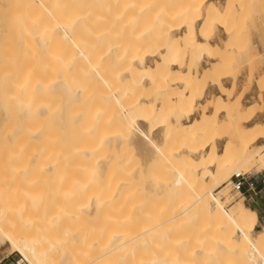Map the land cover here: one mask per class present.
Returning <instances> with one entry per match:
<instances>
[{"label":"bare ground","instance_id":"obj_1","mask_svg":"<svg viewBox=\"0 0 264 264\" xmlns=\"http://www.w3.org/2000/svg\"><path fill=\"white\" fill-rule=\"evenodd\" d=\"M23 1H20L23 2L22 8L28 3L26 7L33 14H46L59 25L48 36L34 33L33 39L40 41L43 48L50 45L47 39H55L60 45V52L55 53L56 58L53 57L58 61L55 68V65L49 66L46 62V58H50L48 53L51 47L48 53L43 52L42 48L46 60H37V69L32 71V66H27L29 61L32 63L36 58L29 50L31 46L28 47L31 34L28 32L29 37L27 33L22 36L26 31L19 34L25 36V41L28 39L27 43L23 42L28 45L24 46L20 43L23 38L15 33L17 29L13 27L14 33L19 36L16 38L24 46L21 48L28 47L31 53L26 54L27 57L30 55L29 60L25 56L27 49H23V57L27 58L24 59L25 64L31 67V71L23 63L20 70L17 64L19 71H12L17 72L13 75L19 78L18 83L15 82L18 92L29 95L22 96L17 92V96L22 97L18 98L19 101L23 98L27 100L23 105L27 109L19 116V121L17 119L16 124L19 125L12 128L5 138L0 133L1 151L5 146L12 148L8 160L3 161L7 168L5 170L11 181L19 180L15 187L11 185L15 189L13 193L3 194L4 188L0 190V221L5 224V227H0L1 243L9 244L13 251L31 264H236L235 260L238 259L241 264H264V222L260 223L257 212L246 205L243 197L230 209H226L223 201L231 190L229 186H232L230 180L233 176L247 174L245 167L254 160L264 168V152H261L264 147H257L258 141L264 139V124L246 128L238 140L239 149H234L235 155L239 156H234L233 152L230 157L224 158L223 152L219 151L218 142L224 139L225 144L230 142V137L224 133V123L229 119L226 122L221 120V116L227 117L223 98L227 96L233 99L236 91V82L231 76H225L231 74V61H235L233 54H237L233 53L232 46L239 40V35L230 25L239 15L236 1L182 0V5L180 0L176 4L171 0L176 6L179 3L180 7L172 5L170 8L166 6L167 2L162 3L160 10L155 7L156 12L167 20L173 19L172 23L177 20L176 28L172 25L175 30L173 34L177 32V35L171 37L170 31L165 34L159 31L154 36L152 31L156 32L157 29L152 30V26L144 24L148 27L143 28L131 25L139 39L144 38L142 35L154 34L153 38L149 36L152 38L150 44L147 43L149 46L143 45L150 49H145L143 53L139 45L141 40L135 42L136 52L127 50L125 32L130 27L128 24L135 20L132 19L131 23L130 19L128 24L125 22L128 25L125 31L123 22L128 18L126 15L125 19L126 11L113 12L116 5L126 3V0H92L89 7H86L89 0ZM216 2L226 3V6L222 9L221 4ZM147 3L143 2L141 6L139 0L136 7L129 4L131 16L137 12L135 19L139 18L141 11L145 13L149 9ZM16 6L17 10L19 5ZM66 7H81L76 18L73 17L74 25L71 27L77 30L87 26V32L75 33V29L72 30L68 24L60 25L56 16L59 9L66 14ZM20 8L18 10L22 11ZM19 15L23 16L22 13ZM38 23L43 22L40 19ZM18 26L20 32L21 26ZM3 29L6 31L7 28ZM13 29L9 28L11 32ZM221 32L226 39L218 42L217 35H221ZM133 36L130 38H136ZM142 41L144 44L145 41ZM19 43L16 42V45ZM225 43L224 48L221 45ZM249 47L252 52L259 53L251 43ZM19 50L18 47L17 52ZM5 53L6 58H11L10 51ZM2 55L0 58H4ZM260 55L264 56L263 53ZM150 60L153 61L152 65L148 64ZM207 62L210 66L200 71V67ZM225 68H229V73L226 74ZM9 73L5 75L12 77ZM9 77L7 83L11 81ZM226 80L233 81L234 86L231 84L232 88H225L223 84ZM12 84L11 87L6 86L11 90L3 92L13 91ZM209 88L218 89L221 95L200 104ZM146 90L154 95H144ZM51 94L61 95L58 107L54 105L57 122H53V114L47 117L51 120V123L48 122L51 126H57L55 135L47 133L42 126H33V118H39L41 123V117L46 118L49 114L48 101L52 104L49 99H53ZM7 98L13 101L10 95ZM36 100L43 104H38ZM230 102L233 104L235 101L230 99ZM17 103L19 105L20 102ZM238 104L235 103V106ZM245 110L239 107L240 112ZM12 112L9 115H18L17 110ZM101 129L108 131L95 135ZM173 141H177V145L182 141L184 145L178 151L175 150L177 145L174 150L171 149L175 153L171 155L172 158H176H173L175 162L172 165L170 154H166L169 150L166 152L164 148ZM44 144L53 147L45 149ZM124 144L127 148L133 146L137 151L131 154L133 158L130 157V160L138 156L141 158L119 170L111 163L114 169L110 170L109 162L116 155L114 151H119L117 147ZM172 144L168 147H172ZM106 146L112 148L106 149L110 150L107 153L104 152ZM107 154L114 156L111 159ZM160 158L165 161L162 162ZM159 159L163 166L166 163L164 167L167 169L163 171L167 174L161 171L164 177L160 174V179H157L155 177L160 172L155 174V164ZM113 162L119 166V160ZM171 169L175 172L171 173ZM7 172L3 174L5 177ZM169 173L172 175L169 176ZM175 174L177 177H173ZM20 180L24 181L23 184ZM189 187L195 188L194 191ZM155 195H166L167 198L162 199L165 202L156 200L153 205L151 198H156ZM167 199H170L169 202ZM159 203L160 206L164 203L166 208L162 209L168 215L165 213L166 216H163L162 212L152 209L151 206L155 208ZM168 206H171L169 210ZM92 220L102 223L95 222L96 226Z\"/></svg>","mask_w":264,"mask_h":264},{"label":"rangeland","instance_id":"obj_2","mask_svg":"<svg viewBox=\"0 0 264 264\" xmlns=\"http://www.w3.org/2000/svg\"><path fill=\"white\" fill-rule=\"evenodd\" d=\"M1 1V3H0V56L2 55L4 58H0V133H1V135H2V137H3V134H4V138H5V135H7V134H9V131L12 129V128H15V126L17 125L16 124V121H17V119H18V121H19V116L24 112V111H26V107H24L23 105H26V101L27 100H25L24 98H23V102L20 100L19 101V97L20 98H22L21 96H17L18 94H20V95H22L23 93H21V92H18V88H17V85H15V82H17L18 83V75H16L17 77L15 78V76L13 75V74H17V72L16 73H13L14 71H19L20 70V68L21 67H23V66H21L22 65V63H23V65L25 66V67H27V66H29V64L32 66V71H35V69H37L36 68V63H38V62H40V61H43L44 59H45V55H44V53L43 52H47V50H48V48L49 47H51L49 50H51V51H49V59L48 58H46L47 59V65H49V66H54L55 65V68H56V64L58 63V61L56 60V59H54L53 60V57L54 58H56L57 56L55 55V53L56 52H60L58 49H59V47H60V45L59 44H57V40H55V39H52L51 41H50V39H47V41H49V47H42V45H41V42L40 41H36V40H34L33 39V36H34V33H44L45 34V36H48L49 35V32L50 31H52L53 29H56L57 27H59V25H57L56 24V22L53 20V18L51 17H48V16H46V14H41L40 13V15H37L35 12H34V14L35 15H37V16H35L34 14H33V11L32 10H30L29 9V7H26V5L28 6V1L27 2H25V6H24V8H22L23 7V4H21V3H23L24 1L23 0H8V2H7V0H0ZM19 1V2H18ZM20 1H23V2H20ZM85 1H87V0H85ZM85 1H84V3H85ZM94 1V0H93ZM93 1L92 0H89L88 2H86V7H89V6H91L92 5V3H93ZM134 1V2H133ZM137 2L139 1V0H136ZM135 0H126V3H125V1L121 4H119L118 6L116 5L115 7H114V10H113V12H114V14H116V13H119L120 12V10H122V9H124L126 12H125V21L123 22L124 23V25H126V27H125V31H126V29L128 28L127 26L128 25H130V27L132 28V26L134 25V26H137V25H140L141 27H148L147 25H149V27L150 26H152L153 28H152V30H154V29H157V31L155 32V31H152L153 33H155V35L154 34H150L149 33V35H142V36H144V38L142 37V38H137V35L136 34H134L135 33V29H133L134 30V32L132 31V29L129 27V29L125 32L126 33V37H125V40H126V42H127V50L128 51H132V52H136V49L135 48H137V43H135V42H138V41H140L141 40V44H139V45H141L140 47L142 48L140 51H141V53H143L144 51H145V49L147 50V49H150V47H147V45L149 46V44H150V38L151 37H149L150 35L152 36V38H153V35L154 36H156V34H158L157 32H159V31H161V32H164L163 34H165V32L167 33V31H170L169 33H170V36L171 37H174V36H176L177 35V32H176V34H173V33H175V30H174V27L176 28V26H177V24H178V22H177V20H174V22L172 23V21H173V19L170 21V20H167V19H165L164 17H160V15H159V13L158 12H156V11H158V10H160L161 9V7H162V3H164V2H167V4H166V6H168V8H170L172 5V7H174V5L177 3V1H179V0H173L174 1V3L170 0V3H172L171 5H170V3H169V0H140V4L142 3V5L141 6H143V2H148L147 4L149 5V9L145 12V13H143L142 11L140 12L142 15L141 16H139V18H136L135 19V16L136 17H138V15H134V14H137V12H134V13H132V16H131V13H130V11L132 10H130V7H128V6H130L129 4H131V6H133V5H135L134 7H136V5H137V2H136ZM176 1V2H175ZM181 1V3L180 4H184V3H182L183 1L182 0H180ZM186 1V0H185ZM184 1V2H185ZM189 0H187V2H188ZM236 1V2H235ZM243 1V0H242ZM250 1H252V2H250ZM91 2V3H90ZM131 2V3H130ZM156 2V3H155ZM234 2H235V4L237 5V7L240 9L239 10V12H238V14L239 15H236V20H232L231 21V27L235 30V34H237V35H239V40H236V42L234 43L235 45L234 46H232V50H233V53H237L236 55L235 54H233L234 55V59H235V61L234 60H232V57H231V59L230 60H232L231 61V67H232V72H231V74L229 73V68H227L228 70H226V68L224 69V71L226 72V74L227 73H229V74H227V75H225V76H231L232 78H233V80H234V82H236L237 83V81H238V79H239V76H240V74H241V72L243 71V69H245V68H248V72H250V74H249V77L248 78H242V79H247V82H248V85H251L252 83H254V82H256L255 80L257 79V85L259 86V89L261 90V91H263L264 90V72H263V66H264V63H263V61H264V56L262 55H260L259 53L257 54V52H252L251 50H250V47H249V45H250V43H251V45H252V42H251V37H250V34H251V30L253 29V28H257L256 27V20H257V15H261V17L259 18L258 17V19L260 20V27H261V29L263 30L264 29V26H263V24H264V4H262V3H264V0H246V2H242V3H238L239 1H237V0H234ZM248 2V3H247ZM6 3V5H4V6H7V3H8V8H10V6H11V8L10 9H7V7L6 8H4V6H3V4H5ZM19 3V4H18ZM83 3V4H84ZM186 3V2H185ZM216 3H218V4H221V8L222 9H224V7L226 6L225 4L226 3H224V5H223V3H219V2H216ZM2 4V5H1ZM127 4V5H126ZM180 4L178 3L177 4V6L176 7H180ZM240 4V5H239ZM16 5H19V7H21L23 10L22 11H19L18 9H19V7H18V11H19V13H17L16 11ZM21 5V6H20ZM85 5V4H84ZM88 5V6H87ZM154 5H156V6H154ZM179 5V6H178ZM181 5V6H182ZM249 5V6H248ZM2 7L4 8L3 10H2ZM13 7H15L14 9H13ZM26 7V8H25ZM120 7V8H119ZM158 9H156V8ZM248 7H249V9H248ZM20 8V9H21ZM76 8H77V10L78 9H80L81 7H66V9L64 10V11H66L67 13L66 14H63V13H65V12H63V10H61V9H59V12L57 13V16H56V18H57V21L60 23V25H67L68 27L70 26L71 27V25L73 24V20H74V18H76V13H78L79 11H81V9L80 10H76ZM133 8V7H132ZM135 9V8H134ZM15 10V11H14ZM75 10V11H74ZM83 10V9H82ZM261 10V11H260ZM9 11H10V13H9ZM24 12V13H23ZM205 12V11H204ZM12 13H14V14H12ZM22 13V15L23 16H21V15H19V14H21ZM258 13V14H257ZM18 16H17V15ZM69 14V15H68ZM156 14V15H155ZM257 14V15H256ZM13 15V16H12ZM14 15H16V16H14ZM44 15H45V17H44ZM71 15V16H70ZM76 15V16H75ZM126 15H127V17H126ZM130 15V16H129ZM157 15H159V17L157 16ZM205 15V14H204ZM61 16V17H60ZM63 16H65V17H63ZM70 16V17H69ZM144 16V17H143ZM146 16V17H145ZM251 16V17H250ZM32 17H34V18H32ZM44 17V18H43ZM66 18V20L65 19H63V18ZM67 17H69L68 19H67ZM74 17V18H73ZM140 17H142V18H140ZM159 19H158V18ZM250 17V18H249ZM60 18H62V21H61V19ZM163 18L164 19V22H163V19L161 20V19ZM29 19V20H28ZM36 19V20H35ZM38 19V20H37ZM40 19H41V22H43V23H38V22H40ZM46 21H45V20ZM73 19V20H72ZM131 19V20H130ZM132 19L133 20H135L133 23H132ZM157 19H158V21H157ZM45 22H44V21ZM129 20H130V22L132 23V24H128V23H130L129 22ZM146 20V21H145ZM154 20H155V22H154ZM143 21V22H142ZM162 21V22H161ZM170 21V22H169ZM30 22V23H29ZM128 24H126V23ZM154 22V23H153ZM168 22V23H167ZM90 23V22H89ZM136 23V24H135ZM175 23V24H174ZM18 24H20V26H21V31L19 32V30H20V27L18 26ZM33 24V25H32ZM144 24H147V25H144ZM156 24H159V25H156ZM162 24H164V25H162ZM167 24L168 25H170L171 24V26H167ZM9 25H10V27H9ZM14 25H16V26H14ZM29 25H31V26H29ZM41 25V26H40ZM74 25V24H73ZM73 25H72V27H73ZM89 25V24H88ZM132 25V26H131ZM155 25V26H154ZM167 27H166V26ZM172 25H174V27L172 26ZM176 25V26H175ZM23 26V27H22ZM33 26V27H32ZM133 26V27H134ZM159 27V29H158V27ZM164 26V27H163ZM10 29H13V27L15 28V29H17L16 31L17 32H15L14 30L15 29H13V32H11V30H9V28ZM17 27V28H16ZM19 27V28H18ZM27 28V30L25 29V28ZM31 27V28H30ZM55 27V28H54ZM71 27V28H72ZM165 28V29H163V28ZM3 28H7L10 32H6L7 31V29H6V31H4L5 29H3ZM85 28V29H84ZM143 28H142V31H144L143 30ZM161 28V29H160ZM168 28V29H167ZM172 29V30H169V29ZM238 28H241V30L239 31V29ZM23 29H25V30H23ZM74 29H75V33H80V34H83V32H85V30H86V32L88 31V28H87V26H83V28H80V29H78L77 28V30H78V32H77V30H76V27H74ZM73 28H72V30H74ZM131 29V30H130ZM167 29V30H166ZM2 30H3V32H2ZM30 30H31V32H30ZM174 30V31H173ZM246 30V31H245ZM23 31H26L25 33H22ZM173 31V32H172ZM17 33L18 35L20 34V33H22V36L23 35H25L26 33V36H28L29 34H31L30 36V38H29V40H30V42H31V45H30V42H29V45L28 44H23V42L25 43H27V41H28V39H27V41H25V39H24V37H21V35H19L20 36V38H23V40L21 39V41H20V43L22 42V44L24 45V46H27L28 45V47H30L31 46V48H29V50L32 52V54L34 53V55L33 56H36V58H34V60L32 61V63H30V61L28 62V65L26 66V62L24 61V59H25V57H23L24 56V52L25 51H27L26 53H25V56L27 57V55L26 54H31V53H29L30 51L28 50V47L27 48H25V49H27V50H25L24 48V52H23V49L21 48V46H23L22 44H20L19 43V39H17L16 37L18 36L17 34H15V33ZM19 32V33H18ZM28 32H29V34H28ZM131 32V33H130ZM133 32V33H132ZM151 32V31H150ZM151 32V33H152ZM11 33V34H10ZM13 33V34H12ZM33 33V34H32ZM160 33V32H159ZM130 34H132L131 36H133V35H135L136 36V38H132V39H135V40H137V41H134V40H132L130 37ZM173 34V35H172ZM179 34V33H178ZM18 36V37H19ZM148 36V37H147ZM29 37V36H28ZM134 37V36H133ZM32 38V39H31ZM151 38V39H152ZM142 39L145 41L144 42V44H143V41H142ZM17 40V41H16ZM45 41H46V39H45ZM44 40H43V42H45ZM56 41V42H55ZM148 41V42H147ZM228 41H229V39H228ZM16 42H18L19 44H17L16 45ZM152 42H156L155 40L153 41L152 40ZM231 42H232V40H231ZM135 43V44H134ZM140 43V42H139ZM147 43H149V44H147ZM228 43V42H227ZM134 44V45H133ZM145 44H147L146 46H144L143 47V45H145ZM153 44L154 43H152V49H153ZM249 44V45H248ZM41 45V46H40ZM58 45V47H56ZM136 45V46H135ZM226 43L224 44V45H221L222 47H226ZM23 46V47H24ZM46 46V45H45ZM47 46H48V44H47ZM132 46H134L133 48H132ZM17 47V48H16ZM18 47L20 48V50H19V52H17L18 51ZM155 47V46H154ZM16 48V50H14ZM44 49V51H43V49ZM47 48V49H46ZM131 48V49H130ZM32 49H33V51H32ZM55 49H56V51H55ZM229 49H231V46H230V48ZM237 49H238V52H237ZM21 50H22V52H23V54H22V52H21ZM46 50V51H45ZM58 50V51H57ZM143 50V51H142ZM250 50V51H249ZM4 51H7V52H9L10 51V53L9 54H11V58H10V56L9 57H7L6 58V53L4 52ZM29 51V52H28ZM43 51V52H42ZM243 51V52H242ZM6 54V55H4V53ZM50 52H51V54H50ZM36 53V54H35ZM246 54L247 53V55H245V56H243V54ZM256 54V55H255ZM52 57H51V56ZM56 56V57H55ZM258 56V57H257ZM30 57V55L27 57V58H29ZM32 57V56H31ZM47 57V56H46ZM262 57V58H261ZM27 58L25 59V60H27ZM253 58V59H252ZM1 59H3L4 60V62L1 60ZM7 59V61H5ZM23 59V60H22ZM31 58H29V60H30ZM45 59V60H46ZM245 59V60H244ZM37 60H38V62H37ZM44 60V61H45ZM53 60V61H52ZM56 60V61H55ZM55 61V62H54ZM3 62V63H2ZM54 62V63H53ZM57 62V63H56ZM153 61H148V64L149 65H152L153 63H152ZM249 62V63H248ZM262 62V63H261ZM2 63V64H1ZM26 63V64H25ZM244 63V64H243ZM17 64H19L18 65V67H19V70L17 69L18 67H17ZM233 65V66H232ZM208 66H210V64H209V62H207L206 64H204L203 65V67H200V71H202L201 70V68H207ZM13 67H15L14 68V70H12L13 69ZM17 67V68H16ZM262 68V69H261ZM16 69V70H15ZM27 69H28V71L30 70L31 71V67L29 68V67H27ZM13 71V72H12ZM258 71H261L260 73H258ZM10 72V73H9ZM11 72H12V74H11ZM6 73H9L10 75H13L12 77H11V81H13V79H15V81H13L14 83L12 84V82L11 81H8V83H7V80H8V78L7 77H9L8 76V74L7 75H5ZM32 73V72H31ZM256 73H258V74H256ZM255 75H257V77L255 78ZM9 77V78H10ZM222 77V76H221ZM262 77V78H261ZM6 81V82H3V81ZM5 84V85H4ZM9 84V85H8ZM10 84H12V85H14V86H12L14 89H15V91H14V89H13V91H10L9 93H5V92H3L4 90H7L8 91V89H7V87L8 86H10L11 87V85ZM4 85V86H3ZM7 86V87H6ZM200 86L201 87H203V85L200 83ZM234 86V85H233ZM6 87V88H5ZM2 88H3V90H2ZM12 89V88H11ZM11 89H9V90H11ZM197 89H199V88H197ZM248 88H244V90H243V92H245L246 90H247ZM13 92V93H12ZM17 92H18V94H17ZM148 92V93H147ZM198 93V92H197ZM16 95V97H15V95ZM151 94V91L150 90H146L145 92H144V95H146V96H148V95H150ZM152 94H153V92H152ZM151 94V95H152ZM210 94H211V96H210ZM236 94V91L233 93V95L232 96H236L235 95ZM8 95V96H7ZM9 95L13 98V101H12V99H11V101H10V99H8L7 97H9ZM12 95H14V96H12ZM52 95V94H51ZM154 95V94H153ZM152 95V96H153ZM215 95L217 96V95H221V93H218V94H215V92H208V94L206 95V97L204 98V99H206V100H204V99H202V101L200 100L199 101V103L201 102V103H206L207 101H210V100H212V99H214L215 98ZM1 96H4V97H1ZM6 96V97H5ZM22 96H29V95H27V94H23ZM53 96V99H52V97H51V99H49L51 102H52V104L48 101V104L50 105V112H49V114L46 116V118L45 117H41V123H40V120H39V118H33V123L35 124V125H33V126H37V127H41L42 126V128L43 129H45L46 131H47V133L49 132H52L51 133V135H55L56 134V130H57V126L55 125V126H51V120L49 121L48 119H47V117H49L50 115L52 116V114L54 115L55 113H53V112H56V110H55V108L56 107H58V104H59V102H60V97L59 96H61V95H59V94H54V95H52ZM241 96H243V95H241ZM45 97H47V96H45ZM209 97V98H208ZM4 98H5V100H4ZM44 98V97H43ZM48 98H49V96H48ZM38 99V98H37ZM41 98H39L38 100H40ZM46 99V98H45ZM209 99V100H208ZM226 99H228L227 98V96L226 97H224L223 98V103L226 105V107H225V115H227V117L226 116H221V120H223L224 122H226L228 119H229V121H227L226 122V124L224 123V133L228 136V137H230V142H228L227 144H225V143H222V144H219V151L222 153L223 152V154H222V156L224 157V158H228V157H230L231 155H232V153L234 154V156H236V155H238V154H236L235 155V151H236V149H239V148H237L238 146H239V144H240V142L238 141L239 140V138H241L242 136H243V134H244V132H245V130H246V127H244L243 125H244V123H248V121H249V119L250 120H252L250 117H253V115L255 114V111H252V110H250L249 109V112H250V114L247 116V118H243V113L246 111H242V112H240L239 111V107L240 106H242L243 107V105H242V103H241V101L239 100V99H236V100H234L235 102H233V104H232V102H230V99H231V101H233V99H232V97L230 98V99H228L227 100V102H226ZM3 100V101H2ZM38 100H36L37 102H38V104L40 103V101H38ZM238 100V101H237ZM260 100H261V102L263 103V101H264V98H263V95H261V97H260ZM10 103H9V102ZM15 101H16V103H15ZM35 101V100H34ZM43 102H44V99L42 100ZM46 101H47V99H46ZM45 101V103H47ZM206 101V102H205ZM3 102V103H2ZM5 102V103H4ZM7 102V103H6ZM14 102V103H13ZM17 102H20L19 103V105H18V103ZM36 102V103H37ZM43 102L42 103H40V105L41 104H43ZM239 103L238 105H236L235 106V103ZM12 103V104H11ZM29 103V102H28ZM36 103H34V104H36ZM44 103V104H45ZM200 103V104H201ZM228 103V104H227ZM231 103V104H230ZM2 104H4V105H2ZM17 104V105H16ZM37 104V105H38ZM7 105H9L8 107H7ZM12 105V109L11 108H9L10 106ZM56 107H55V106ZM244 105H248V103L247 104H244ZM19 106H21L20 108L21 109H19ZM36 106V105H35ZM263 106H264V103H263ZM15 107V108H14ZM217 107V105L216 106H214V108H216ZM201 107H199L198 109L199 110H201L200 109ZM17 110V113H18V115L16 116V118H13V116H14V114H13V116L12 115H9V114H11V110L13 111L12 113H14L16 110ZM9 110H10V112H9ZM15 110V111H14ZM58 110V109H57ZM198 113L200 112V111H197ZM6 114H8V115H6ZM57 114V113H56ZM199 115L200 114H198L197 115V117H199ZM10 118H9V117ZM14 116V117H15ZM56 116L57 115H54L53 117H54V121L53 122H55L56 120H55V118H56ZM8 117V118H7ZM18 117V118H17ZM7 118V119H6ZM4 119H6V120H4ZM15 121H14V120ZM53 119V118H52ZM243 119L245 120V122L243 121ZM2 120H4V121H2ZM1 122H5V129H3L4 127H2L3 126V123L1 124ZM7 122V123H6ZM48 122H50V123H48ZM52 122V123H53ZM57 122V121H56ZM244 122V123H243ZM251 122V121H250ZM228 123V124H227ZM42 124V125H41ZM19 125V124H18ZM17 125V126H18ZM20 125H23V123H20ZM8 126V127H7ZM2 127V128H1ZM53 127V128H52ZM55 127V128H54ZM52 128V129H51ZM227 128V129H226ZM1 129H3L2 131L3 132H1ZM107 130V129H106ZM108 131V130H107ZM107 131H105L104 129H101L98 133H96L95 135H97V134H100L101 135V133L102 134H105ZM97 136H99V135H97ZM179 141V140H178ZM175 142V143H174ZM246 142V141H245ZM244 141L242 142V143H245ZM173 143V144H172ZM181 143V144H180ZM241 143V144H242ZM49 144V143H48ZM48 144H44L43 146L45 147V149H48L49 147V145ZM171 144H172V147H168V146H171ZM171 144H169V145H166V147L164 148V151H168L166 154H170V156H169V158L171 159V164L173 165V158H175V157H173L172 158V156L175 154V153H173V151L172 150H174L177 146V148L175 149L176 151H178V150H180L181 148H182V145H184L183 144V142L181 141V142H179L178 143V145H177V141H173V142H171ZM48 145V146H47ZM51 145V144H50ZM53 145V144H52ZM125 145L126 144H124V146L122 147V146H118L117 148H118V150L119 151H121L120 153H119V151H114V153H116V155L114 156L113 154H112V156H114L113 157V159H112V156H111V154H107V157L109 156L113 161L115 160V161H117L118 162V160H119V166H117V165H115V162H109L110 161V158H109V165L112 163V164H114V167L116 166V168H118V170H119V168L120 169H123L124 167H125V165L127 164V163H131V161L133 162V163H135L137 160H138V158H141V157H139L138 156V158L136 157V156H134V158L136 157V159H132V160H130L129 158L131 157V158H133L132 156H131V154H136L137 153V151H135L136 149L135 148H133V146L131 147H129V148H132V149H129V148H127V147H125ZM154 145L156 146V144L154 143ZM177 145V146H176ZM181 145V146H180ZM225 145V146H224ZM127 146V145H126ZM155 146H153L154 148H155ZM245 146V145H244ZM243 146V147H244ZM1 147H4V146H1ZM48 147V148H47ZM53 146H51L50 148H52ZM109 148H110V146H108ZM157 147V146H156ZM38 148H40V147H38ZM49 148V149H50ZM109 148H107V146L105 147V150L106 149H109ZM114 148H115V146H114ZM113 148V149H114ZM116 148V149H117ZM153 148V149H154ZM170 148V149H169ZM174 148V149H173ZM179 148V149H178ZM233 148V149H232ZM2 149V148H1ZM1 149H0V151H1ZM54 149V148H53ZM112 148H110V150H111ZM133 149H134V151H133ZM167 149V150H166ZM172 149V150H171ZM234 149H235V151H234ZM104 150V152H106L107 153V151H110V150H106L105 151ZM115 150V149H114ZM155 150H156V148H155ZM171 150V151H170ZM240 150H244L243 148H241ZM11 151H12V148H10V147H7V146H5V148H3V150L1 151V155H0V162H1V164H0V185L2 184V185H5V186H0V190H1V188L3 189V194L4 193H13L14 192V190L15 189H12V186H14L15 187V185L17 184V183H19V180L17 181L16 180V182L15 181H11L12 180V178H11V180L9 179L10 177H8V172H7V170H5V169H7L6 168V166L3 164V161H6V160H8V156H9V154L11 153ZM133 151V152H132ZM158 151V150H157ZM175 151V152H176ZM3 152V153H2ZM132 152V153H131ZM136 152V153H135ZM170 152V153H169ZM172 152V153H171ZM238 152V151H237ZM241 152V151H240ZM245 152V151H244ZM243 152V153H244ZM109 153V152H108ZM117 154H118V156H117ZM133 154V155H134ZM172 155V156H171ZM243 155V154H242ZM239 156V155H238ZM241 157V156H240ZM114 158H117V160L116 159H114ZM119 158V159H118ZM236 158V157H235ZM239 158V157H238ZM161 159V158H160ZM160 159H159V161H160ZM176 159V158H175ZM133 160H135V162L133 161ZM157 160H158V158H157ZM140 161V160H139ZM141 161H142V159H141ZM158 161V162H159ZM161 161L162 162H164L165 161V159L163 160V159H161ZM159 162L160 164L158 165L156 162V164H155V168H156V171H154V173L156 174V175H158L157 173H159V175H158V177L156 176V175H154V176H156L155 178H159V176H160V174L162 175V177H164V175L163 174H167V173H165L164 171H165V168L166 167H164L165 166V164L166 163H164V166H163V163L162 162ZM116 162V163H117ZM175 162V161H174ZM117 163V164H118ZM132 163V164H133ZM259 162L258 161H256V160H254L252 163H250V164H248L246 167H245V172L247 173L249 170H250V168L251 167H253V166H256L257 164H258ZM4 165V167H3V165ZM111 164V165H112ZM110 165V166H111ZM175 165H176V163H175ZM174 165V166H175ZM164 169H163V168ZM259 168H260V166H259ZM113 170L114 168H113V166H111V168H110V170ZM167 169V168H166ZM173 169H175V167L173 168ZM164 170V171H163ZM169 170V169H168ZM5 171V172H4ZM116 171H117V169H116ZM163 172V174H162V172ZM172 171V169L170 170V172ZM2 172H4V173H2ZM7 172V177H5L3 174H5ZM120 171H118V173H119ZM173 173L175 172L174 170L172 171ZM171 172V173H172ZM235 172V171H234ZM236 172H238V171H236ZM116 173V172H115ZM171 173H169V176L170 175H172ZM117 174V173H116ZM152 175H153V173H152ZM173 177H177L176 176V174L173 176ZM186 177H188V175H187V173H186ZM9 180V181H7V179ZM160 179V178H159ZM14 180V179H13ZM188 180V179H187ZM7 181V182H6ZM231 182H232V180H230ZM10 182V183H9ZM12 182V183H11ZM15 182V183H14ZM20 182H21V180H20ZM23 180H22V184H23ZM6 183H9V184H6ZM228 183H230V182H228ZM228 183H227V185H228ZM21 184V185H22ZM11 186L10 188L9 187H7V186ZM230 188H231V190L229 191V192H227V194H226V197L224 196L223 197V201H224V203H225V207H226V209H230L232 206H234V204L235 203H237L241 198H242V196H241V194H240V192L239 191H237V190H235L234 189V184H232V186L230 185L229 186ZM6 188H8L9 189V191H8V189H6ZM190 189H192L191 187H189ZM229 188V189H230ZM6 189V190H5ZM189 189V190H190ZM193 189H195V188H193ZM192 189V190H193ZM192 190H190V192H192ZM6 191V192H5ZM194 191V190H193ZM233 191H235V192H233ZM233 192V193H232ZM0 194H2V193H0ZM239 195V196H237V195ZM233 195H235L234 196V199H233ZM159 197H157V195H155V197L156 198H153V196H152V198H151V200H152V204L153 203H155L156 204V200H157V202H163L164 200H162V199H166L167 198V196H166V198H164L165 196L164 195H158ZM161 197V198H160ZM169 197H171V196H169ZM229 197V198H228ZM232 197V198H231ZM236 197V198H235ZM173 198V197H172ZM170 198L171 200H172V202H173V199H176V198ZM169 199V200H170ZM230 200V199H232V200H230V201H228V200ZM169 200L167 199L166 201H168L169 202ZM234 200V201H233ZM153 201H155V202H153ZM165 202V201H164ZM171 202V203H172ZM174 202H175V200H174ZM171 203H168L167 205H170ZM227 203V204H226ZM246 203V202H245ZM151 204V205H152ZM162 204V203H161ZM164 204V203H163ZM161 205L160 206V203L159 204H157V205H155L154 207L155 208H153V206H151L152 207V209H154V211H156V212H162V215L163 216H166L165 215V213L166 212H163V209L164 208H166V206L165 205ZM231 204V205H230ZM154 205V204H153ZM247 205V204H246ZM163 206H165V207H163ZM248 206V205H247ZM149 207H150V204H149ZM150 207V208H151ZM161 207V208H160ZM169 207H171V206H168V210H169ZM147 208H148V206H147ZM146 208V209H147ZM163 208V209H162ZM162 210V211H161ZM167 214V213H166ZM169 214V213H168ZM167 214V215H168ZM259 221H260V223L262 224L263 222H264V216H262V217H260L259 218ZM92 222H94V223H92ZM92 224H94V225H96V223H100L101 221H96V220H92ZM96 222V223H95ZM0 223H1V221H0ZM3 223V222H2ZM0 224V227L1 228H3L1 225H5V224ZM102 223V222H101ZM96 226H98V225H96ZM5 227V226H4ZM2 241H1V239H0V264H31V263H29V262H26V260L19 254V253H17L16 251H13L12 250V248L10 247V245L8 244H5L4 242L3 243H1ZM5 244V245H4ZM9 246V247H8ZM236 261V264H241L240 263V261H239V259H238V261L237 260H235ZM53 263H54V260H53Z\"/></svg>","mask_w":264,"mask_h":264},{"label":"crops","instance_id":"obj_3","mask_svg":"<svg viewBox=\"0 0 264 264\" xmlns=\"http://www.w3.org/2000/svg\"><path fill=\"white\" fill-rule=\"evenodd\" d=\"M256 27L257 28H253L251 30V34H250L251 42L253 43L252 44L253 47L260 54L262 53L264 54V44L261 43L264 41V29L263 30L261 29L260 20L258 18L256 20ZM220 34L221 35H217L218 37L217 41L218 40L224 41L226 39L225 34L223 32H221ZM262 68L261 69L264 72V66ZM260 72L261 71H258V73ZM248 77H249L248 68H245L241 72L239 79L236 83V94H235L236 96H233V100L239 99L243 107L247 109L243 113V118L244 117L247 118V116L250 114L248 109L255 111V114L253 115L251 122L244 123L245 120L243 119L244 121L243 126L249 129V128H253V126H256L257 124H264V106H263L264 101L262 103L260 100L261 95H263V98H264V90L261 91L259 89V86L257 85V79L255 80L256 82L252 83L251 85H248L247 79H242V78H248ZM256 77L257 75H255V78ZM232 83L233 81L226 80L223 86L225 88L230 89L232 88L231 87L233 85ZM244 88H248V89L245 92H243ZM212 91L215 92V94L221 93V91H219L218 89L209 88L208 92H212ZM240 95H243V96L240 97ZM217 96H220V95H217ZM247 103L248 105H244ZM225 142H226V139H224L221 142H218V145L225 143ZM261 146L264 147V139L259 140L257 143V147H261ZM261 152H264V148ZM262 168L263 167L260 163L250 168V170L245 175L258 176L259 181L255 183V186L253 187V189L249 188V183L245 181L240 191V194L245 199L246 204L252 210L257 212L259 218L264 216V168L263 169Z\"/></svg>","mask_w":264,"mask_h":264},{"label":"built area","instance_id":"obj_4","mask_svg":"<svg viewBox=\"0 0 264 264\" xmlns=\"http://www.w3.org/2000/svg\"><path fill=\"white\" fill-rule=\"evenodd\" d=\"M232 184H234V189L237 191H241V188L245 181L249 183V188L253 189L255 183L259 181L258 176H251V175H235L232 177Z\"/></svg>","mask_w":264,"mask_h":264}]
</instances>
